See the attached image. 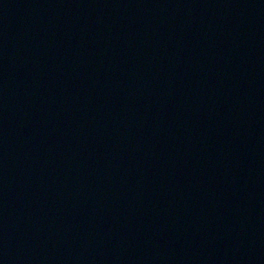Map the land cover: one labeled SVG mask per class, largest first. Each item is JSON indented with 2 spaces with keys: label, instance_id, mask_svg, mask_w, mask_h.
Returning <instances> with one entry per match:
<instances>
[{
  "label": "water",
  "instance_id": "95a60500",
  "mask_svg": "<svg viewBox=\"0 0 264 264\" xmlns=\"http://www.w3.org/2000/svg\"><path fill=\"white\" fill-rule=\"evenodd\" d=\"M0 264H264V0H0Z\"/></svg>",
  "mask_w": 264,
  "mask_h": 264
}]
</instances>
